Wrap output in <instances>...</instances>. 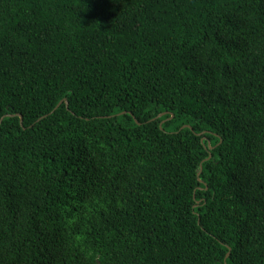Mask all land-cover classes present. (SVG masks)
I'll list each match as a JSON object with an SVG mask.
<instances>
[{
    "label": "trees",
    "instance_id": "trees-1",
    "mask_svg": "<svg viewBox=\"0 0 264 264\" xmlns=\"http://www.w3.org/2000/svg\"><path fill=\"white\" fill-rule=\"evenodd\" d=\"M0 264H264V0H0Z\"/></svg>",
    "mask_w": 264,
    "mask_h": 264
},
{
    "label": "water",
    "instance_id": "water-1",
    "mask_svg": "<svg viewBox=\"0 0 264 264\" xmlns=\"http://www.w3.org/2000/svg\"><path fill=\"white\" fill-rule=\"evenodd\" d=\"M60 104H61V103H59V105H60ZM59 105H58V106H59ZM58 106H57V107H58ZM57 107H56V108H57ZM162 115H163V114H160L159 117H161Z\"/></svg>",
    "mask_w": 264,
    "mask_h": 264
}]
</instances>
